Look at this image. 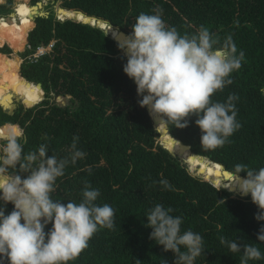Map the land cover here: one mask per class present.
I'll return each instance as SVG.
<instances>
[{
    "label": "trees",
    "instance_id": "obj_1",
    "mask_svg": "<svg viewBox=\"0 0 264 264\" xmlns=\"http://www.w3.org/2000/svg\"><path fill=\"white\" fill-rule=\"evenodd\" d=\"M15 1L0 3V17L13 12ZM38 1L27 5L21 0L16 19L0 20V29L12 25L0 30V102L9 108L15 94L28 106L17 102L11 113L0 106V133L21 131L25 154L47 144L48 155L58 159L70 156L73 137H79L77 148L86 155L66 166L51 198L79 203L88 184L100 192L95 203H107L115 211L114 229L99 228L88 247L67 264H174V254L150 239L146 216L157 204L182 217L181 232L202 236L204 251L194 264H240L242 252H231L221 237L253 244L264 255V243L257 239L264 221L255 218L260 209L250 194L218 186L230 189L234 181L224 168L234 173L237 164L264 167V0H60L58 12L57 0H49L44 14L33 16L34 26L25 37L33 25L31 6ZM157 9L163 10L165 25L181 35L195 34L203 25L221 41L232 34L237 54L244 52L241 68L230 76L233 83L212 97L214 102H225L230 94L239 97L234 103L242 127L223 147L201 148L195 116L185 128L154 125L138 103L136 85L123 71L126 56L106 30L124 40L119 31L130 35L139 14H156ZM4 41L14 54L26 41L20 69V58L7 56L12 49ZM39 48L45 51L38 54ZM158 134L176 155L159 144ZM16 172L9 169L8 174ZM161 179L174 190L164 189ZM12 209L9 203L5 214ZM51 228L49 223L45 232ZM248 264H264V259Z\"/></svg>",
    "mask_w": 264,
    "mask_h": 264
},
{
    "label": "clouds",
    "instance_id": "obj_2",
    "mask_svg": "<svg viewBox=\"0 0 264 264\" xmlns=\"http://www.w3.org/2000/svg\"><path fill=\"white\" fill-rule=\"evenodd\" d=\"M162 11L139 14L131 34L118 43L127 59L123 71L136 85L140 107L147 108L159 126L185 128L188 119L195 116L202 133L201 148L223 147L242 127L234 103L239 97L230 94L225 102H214L212 97L233 83L230 76L241 68L244 52L237 54L232 34L221 41L203 25L195 34L181 35L175 27L165 25ZM0 139L5 141L0 149V264H67L88 247L99 228L114 229V209L107 203L97 205L100 192L88 184L79 203L65 204L51 198L66 166L86 155L77 148L79 137H73L70 156L63 159L49 156L47 144L25 154L19 133H0ZM9 169H16V174L9 175ZM241 172H246V177L242 178ZM233 175L230 190L241 196L250 194L260 209L255 218L264 221V167L254 170L237 164ZM159 184L174 190L167 179ZM9 203L13 209L6 215ZM173 212V208L160 204L149 210L150 239L174 254V264H194L204 251L203 238L192 230L181 232L183 219ZM49 223L52 228L45 232ZM257 239L264 243V226ZM220 243L233 253L242 252L240 264L264 259L253 244L224 237ZM137 264L141 262L137 260ZM161 264L167 261L161 260Z\"/></svg>",
    "mask_w": 264,
    "mask_h": 264
},
{
    "label": "water",
    "instance_id": "obj_3",
    "mask_svg": "<svg viewBox=\"0 0 264 264\" xmlns=\"http://www.w3.org/2000/svg\"><path fill=\"white\" fill-rule=\"evenodd\" d=\"M31 7H34L35 8V11L32 13V15H31V19L33 18V16L34 15H37V14H44V11L42 10V8H43V5H42V3L40 2V1H38V2H36L34 5H32ZM60 9V8H59ZM57 12H58V9H57ZM76 12H81V11H77L76 10ZM13 14H15V8L13 9V13H11V15H13ZM10 15V16H11ZM86 16H88V15H86ZM89 18H94V17H91V16H88ZM96 19V18H95ZM98 20V19H97ZM83 22H87V21H83ZM91 24V23H90ZM92 25H94V24H92ZM112 26V25H111ZM112 27H114V26H112ZM116 28V27H115ZM118 30V29H117ZM119 31V30H118ZM106 32L107 33H109V34H111V37H113L116 41H118L119 43H121V42H123L124 40H121V39H119L118 37H116L115 35H112V33H110V32H108L107 30H106ZM119 33H121L124 37H123V39H125L126 37H127V35L125 34V33H123V32H121V31H119ZM18 69H20V65H19V67H18ZM26 80V79H25ZM27 81V80H26ZM29 82V81H28ZM38 85H40L39 83H37ZM40 87H41V85H40ZM21 99H22V97H21ZM23 101V100H22ZM20 102V101H19ZM24 102V101H23ZM20 103H22V102H20ZM0 106L5 110V111H7L8 113H11L12 112V110H13V108H14V106H9V108H7V107H5L1 102H0ZM148 110V109H147ZM148 112H149V110H148ZM150 117L152 118V121H153V124L155 125V120H154V118L150 115ZM166 129H167V127H166ZM168 131V130H167ZM159 133V132H158ZM9 135H11V134H9ZM172 137V136H171ZM173 139H177V138H174V137H172ZM1 140H3V139H1ZM179 142H180V144L182 145V146H184V147H187L188 149H189V146L188 145H185V144H183L179 139H177ZM159 141H160V144L165 148V149H167L163 144H162V142H161V140H160V138H159ZM172 155H176L175 153H173L170 149H167ZM224 170L225 171H227V172H230L231 174H233L231 171H228V170H226L225 168H224ZM242 177V176H241ZM243 178V177H242ZM211 183H213L214 185H215V183L214 182H212V181H210ZM215 186H217V185H215ZM219 186V185H218ZM219 187H222V188H225V189H227L228 191H230V192H233V190H230V189H228L227 187H225V186H222V185H220Z\"/></svg>",
    "mask_w": 264,
    "mask_h": 264
},
{
    "label": "rangeland",
    "instance_id": "obj_4",
    "mask_svg": "<svg viewBox=\"0 0 264 264\" xmlns=\"http://www.w3.org/2000/svg\"><path fill=\"white\" fill-rule=\"evenodd\" d=\"M21 0H16L15 1V4H14V6H13V9L15 8V6H16V4L17 3H19ZM22 1H25L26 3H27V5H30V3H29V0H22ZM49 0H41L40 2L42 3V5H43V8H42V10H44V6L47 4V2H48ZM59 2H60V0H57L56 1V3H55V9L57 10V8H58V5H59ZM11 15V14H10ZM8 15V16H6V17H4V19H2V20H7V21H9V18H11L12 16H15V19L17 18L16 17V15ZM57 17L59 18V15H57ZM12 18H14V17H12ZM11 18V19H12ZM1 20V19H0ZM31 21L33 22V18L31 19ZM34 26V22H33V25L30 27V28H28L27 30H26V32H28L32 27ZM25 32V33H26ZM4 44H7L11 49H12V52L9 54V55H7V56H10V57H12L13 55H17L19 58H20V62H19V65H20V63H21V61H22V59H21V57H20V52H22L23 50H24V48H25V46H26V41H25V43L23 44V48L21 49V50H18L15 54H14V51H13V48L9 45V43L7 42V41H4L3 43H2V45H4ZM1 47V46H0ZM41 51H45V50H41ZM39 53H40V51H39ZM6 55V54H5ZM19 72V71H18ZM22 102L23 103V105H25L24 104V102L22 101V99H21V97L20 96H18V95H15V94H13V96L11 97V106H15V104L17 103V102ZM56 101L58 102V100H57V98H56ZM38 102V101H37ZM59 103V102H58ZM64 103H67V99H66V101L64 102ZM35 104V103H34ZM34 104H32V105H34ZM60 104V103H59ZM63 104V103H62ZM31 105V106H32ZM25 106H27V105H25ZM28 107V106H27ZM158 131V130H157ZM21 131H19V133H20ZM159 134H158V136H157V139H158V142H159V144H160V141H159ZM0 143H1V139H0ZM187 166H188V164H187ZM188 168H189V166H188ZM190 170V169H189ZM191 171V170H190ZM193 172V171H192ZM194 173V172H193ZM194 174H197V173H194ZM220 186V185H219ZM232 193H234V192H232ZM235 193H237V192H235Z\"/></svg>",
    "mask_w": 264,
    "mask_h": 264
},
{
    "label": "built area",
    "instance_id": "obj_5",
    "mask_svg": "<svg viewBox=\"0 0 264 264\" xmlns=\"http://www.w3.org/2000/svg\"><path fill=\"white\" fill-rule=\"evenodd\" d=\"M0 19H4V18L3 17H0ZM42 49L45 50V48H39L38 51H37V53L38 54L42 53L43 52V51H41ZM39 51H40V53H39Z\"/></svg>",
    "mask_w": 264,
    "mask_h": 264
},
{
    "label": "bare ground",
    "instance_id": "obj_6",
    "mask_svg": "<svg viewBox=\"0 0 264 264\" xmlns=\"http://www.w3.org/2000/svg\"><path fill=\"white\" fill-rule=\"evenodd\" d=\"M12 26V25H11ZM11 26H8L6 29H0V30H7V29H9Z\"/></svg>",
    "mask_w": 264,
    "mask_h": 264
},
{
    "label": "crops",
    "instance_id": "obj_7",
    "mask_svg": "<svg viewBox=\"0 0 264 264\" xmlns=\"http://www.w3.org/2000/svg\"><path fill=\"white\" fill-rule=\"evenodd\" d=\"M4 2V0H2V1H0V3H3ZM27 36V32L25 33V37Z\"/></svg>",
    "mask_w": 264,
    "mask_h": 264
}]
</instances>
